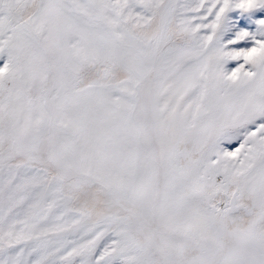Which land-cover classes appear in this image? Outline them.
<instances>
[{
  "label": "snow or ice",
  "instance_id": "obj_1",
  "mask_svg": "<svg viewBox=\"0 0 264 264\" xmlns=\"http://www.w3.org/2000/svg\"><path fill=\"white\" fill-rule=\"evenodd\" d=\"M261 10L0 0V264H264Z\"/></svg>",
  "mask_w": 264,
  "mask_h": 264
},
{
  "label": "rangeland",
  "instance_id": "obj_2",
  "mask_svg": "<svg viewBox=\"0 0 264 264\" xmlns=\"http://www.w3.org/2000/svg\"><path fill=\"white\" fill-rule=\"evenodd\" d=\"M260 17H264V10H261V12H260L258 18H260ZM256 27H257V26L253 23V24H252V27H251L250 30L255 31V30H256ZM225 42H226V41H225ZM235 66H236V63H235V62H230V63L227 65V68L231 69V68H233V67H235Z\"/></svg>",
  "mask_w": 264,
  "mask_h": 264
}]
</instances>
